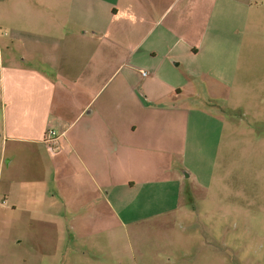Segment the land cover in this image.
<instances>
[{
  "label": "crops",
  "instance_id": "1",
  "mask_svg": "<svg viewBox=\"0 0 264 264\" xmlns=\"http://www.w3.org/2000/svg\"><path fill=\"white\" fill-rule=\"evenodd\" d=\"M260 1L65 0L55 16L1 12L2 204L37 221L59 210L76 225L83 209L102 208L95 220L120 227L113 204L131 208L127 194L180 191L203 151L200 128L215 130L211 161L224 135L197 90L216 95L235 80Z\"/></svg>",
  "mask_w": 264,
  "mask_h": 264
},
{
  "label": "rangeland",
  "instance_id": "2",
  "mask_svg": "<svg viewBox=\"0 0 264 264\" xmlns=\"http://www.w3.org/2000/svg\"><path fill=\"white\" fill-rule=\"evenodd\" d=\"M46 2L53 3L50 12ZM60 5L65 7V0H0V14L30 8L55 16ZM261 5L264 9V0ZM262 17L245 32L229 87L216 95L197 90L194 102L225 124L215 160L207 158L215 130L204 126L196 136L203 151L195 154L194 176L180 191L127 194L131 208L123 206L126 211L114 202L120 227L110 215L106 222L95 220L103 216L102 208L83 209L84 222L78 225L59 210L40 221L26 218L24 210L2 204L0 191V264H264ZM45 24L42 19L36 25ZM0 25L9 26V20Z\"/></svg>",
  "mask_w": 264,
  "mask_h": 264
},
{
  "label": "built area",
  "instance_id": "3",
  "mask_svg": "<svg viewBox=\"0 0 264 264\" xmlns=\"http://www.w3.org/2000/svg\"><path fill=\"white\" fill-rule=\"evenodd\" d=\"M148 74L147 71L142 72L143 76H146ZM46 143L50 146L51 149L55 148L58 145V135L57 132L54 130H48L46 134Z\"/></svg>",
  "mask_w": 264,
  "mask_h": 264
}]
</instances>
